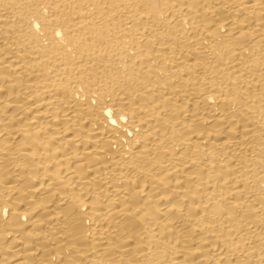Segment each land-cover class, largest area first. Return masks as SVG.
I'll return each mask as SVG.
<instances>
[{
	"label": "bare ground",
	"instance_id": "bare-ground-1",
	"mask_svg": "<svg viewBox=\"0 0 264 264\" xmlns=\"http://www.w3.org/2000/svg\"><path fill=\"white\" fill-rule=\"evenodd\" d=\"M0 264H264V0H0Z\"/></svg>",
	"mask_w": 264,
	"mask_h": 264
}]
</instances>
